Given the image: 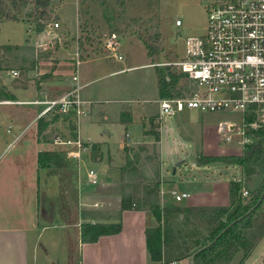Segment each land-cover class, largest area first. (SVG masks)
<instances>
[{"label":"rangeland","instance_id":"374dc122","mask_svg":"<svg viewBox=\"0 0 264 264\" xmlns=\"http://www.w3.org/2000/svg\"><path fill=\"white\" fill-rule=\"evenodd\" d=\"M5 4L7 12L15 16L16 21L0 19L2 21L0 25L1 42L10 41L13 37L19 41L27 36L28 28H30L34 36L44 39L45 43H41L40 38H38L37 42H40L39 44L42 46L36 48L34 53L29 52V54L25 55V53L9 52L8 50L4 54L7 56L1 55L2 61L3 59L5 60L3 62L4 68L18 72L17 77H11L8 80L10 84L14 86L24 85L25 81L31 78L29 76L34 74L32 75L34 76L32 80H35V85L36 83L39 84L41 80L45 81L43 85L38 86L46 89L48 92L47 99H57L70 90L72 76L76 71H79L84 80L88 77V73L92 72L94 66H98L93 61H101L107 64L106 67L102 68L98 66V73L94 71L89 80L98 79L84 89V92H87V90L92 91L91 95L94 98L96 97L97 99L98 97V101L92 106L91 104H88L87 107L83 105L82 111L71 110L67 114H59L57 110H53L49 111L48 114L41 115L42 110L46 107L45 104H42L41 111L38 114L39 117L45 115L48 124L41 135H38L37 132V138L38 141L47 145L46 151L43 152H53L55 154L50 159L51 165L55 166L52 167V170L57 171V189L55 190L57 194L55 197L57 198L54 197L56 206L53 205L54 201L52 200L50 213L52 217H55L54 221L56 223L54 222V225L56 226H52L45 233V236H48V234L52 236L49 244L51 248L50 260L55 261V264L60 263L59 258L61 257L63 261L60 264H71L63 262L67 261L65 257L68 250V236L72 239V248L76 249L77 246V237H79L77 235V230H79L77 229V219L82 217L84 224L87 221L92 223V220H86L87 218L99 219L100 224H109L111 226L119 224L122 208L119 211L117 202L113 205V201L115 199L116 201L121 200L122 203V197L129 192L134 194V208L149 210L151 215L149 225L156 226L157 219L152 209L149 207L144 208L141 205L140 199L146 190V186L151 185V187H154L160 184L161 203L163 184H168L166 180L171 178L170 173L172 172V176L177 178L181 173L188 172L190 168L185 163L177 166L175 162H169L168 164L165 162L170 168L167 171L168 178H164L163 181L161 176V166L163 164L162 147L161 143L157 142L152 136L150 139L153 142L138 143L133 145V148L125 147L121 153H116V157L110 158V167L118 168L120 171L116 179L109 181L108 178H102L100 175V183L91 184L89 174L86 175V173L88 169L96 168L89 162V158L92 159L91 152L87 153L85 151L86 148L88 150L90 144L79 138L77 127H79L81 122L82 133L87 135V133H92V125L90 123L94 119L109 120L104 123V129L108 133L113 134L114 137L112 139L114 140L109 146L112 151H115L120 148L118 142L125 135L121 128L115 127L121 106L125 104L128 106L132 104L131 100L140 99L139 103L156 109L149 111L148 115L143 114L142 116L146 118V121L148 119L149 122L150 119L155 120L157 128L154 130L160 133V141H162L161 129L164 124H168L169 119L161 121L159 118L160 106L159 102L155 100L158 97L156 67L150 66V64L153 61L167 62L181 58L184 55L185 38L189 35H199L206 32L207 5L209 1L50 0L45 9H36L32 2L22 4L20 0L17 1L16 6H13L10 2H5ZM177 20H181L183 25L178 27L176 25ZM55 21L59 23V28L53 32L49 29V25ZM39 24L43 26L42 29H39ZM54 34L57 36L56 38H53ZM113 34H116L121 40L123 61L110 57V54L105 49L104 42L106 38ZM141 36L160 49V53L154 58L148 56L147 48ZM49 40H52L50 44L48 43ZM77 56H80L81 59L79 66L76 65ZM148 63H150L149 67L143 66L132 70L127 68ZM117 70L123 71V73L112 74ZM173 72L177 73L178 71L175 70ZM178 85L187 86L188 83L182 77L178 81ZM81 92L82 90L79 96L82 100ZM103 107L105 109L104 112ZM3 108L6 109L3 112L9 111V114L6 118L0 120V138L6 126L10 124L9 117L14 119L19 112L21 116H25L24 120H26L28 119L27 116L38 107L34 105H10L9 107L3 106ZM181 115L184 117L186 127L182 128L176 125L175 128L183 136L187 135L185 130L191 134L192 138L184 136V141L189 148L187 150L190 153L193 148H196V142L199 143V148H203L210 154L224 152L228 156L235 157L247 155L252 150L251 147L260 141H263L264 146V136H257V139L253 138L252 132L243 126L244 116L240 112L231 109L217 113L187 110ZM174 119L175 117L171 118V121ZM227 124H233L235 132L244 131V135H234L231 141L220 138L219 127ZM18 125L16 123L12 129L10 128L11 132L7 135L5 134V137H3L4 141L11 142L14 140L15 135L19 133ZM31 132L32 128L21 136V140L17 142L15 148L23 140H32ZM248 136H251L252 142L244 143L243 138ZM77 143H81V146ZM14 149L10 153L14 152ZM98 154L99 151L95 150L94 159H97ZM128 157L132 160L131 164L127 163ZM202 157L203 155L200 158L198 157L197 161ZM253 160H255L254 157L247 160L243 165H235L241 167L245 174H249L251 170H254L255 173L264 175V155H261V161L258 163ZM189 161L190 159L187 160V162ZM2 163L4 164L5 160L0 158V169ZM8 165L11 166V171H15L13 162H9ZM46 167H50V165H46ZM259 185L258 182L256 184L254 182L250 184L243 182L242 186L246 187L245 189L249 191V194L245 195L244 190L241 189L239 199L244 204L250 203L253 198L252 194ZM80 193H87V196L84 195L85 198L88 197L86 202H83L84 205L81 203ZM109 195L112 196L110 197ZM102 201L105 204H102ZM106 202L109 204L107 205ZM41 212H44V210H41ZM205 212H197L195 218L201 227L207 230L210 228L208 221H211L215 211ZM167 222L166 218L165 225H167ZM252 226L250 230L246 231L251 240H255L257 243L252 253L246 259L243 258L244 255L241 253V257L238 258L239 255H237L230 262L224 256L223 262L218 260L220 263L216 264H264V201L253 218ZM168 228L164 229L165 235L168 237V242L165 240L167 247L165 251V254L167 253L166 259H178L181 255L189 252V256H191L196 249V239H192L193 243L188 244L189 248L185 251L182 245L183 237L179 235L177 238L176 235L170 233ZM188 234H191V232L188 231ZM191 237L193 236L191 235ZM52 239H54V242ZM17 245L19 247H16L14 253L19 251L22 253L25 249L21 242H17ZM1 246L0 238V251ZM188 259L191 264V257ZM73 262L74 264L79 262V257H77V254L74 255V253ZM147 263L156 264L151 258L148 259ZM177 264L186 263L179 262Z\"/></svg>","mask_w":264,"mask_h":264},{"label":"crops","instance_id":"0c3cea01","mask_svg":"<svg viewBox=\"0 0 264 264\" xmlns=\"http://www.w3.org/2000/svg\"><path fill=\"white\" fill-rule=\"evenodd\" d=\"M1 24L2 21H0V25ZM30 35L31 37H29ZM38 38L40 37H35L31 31L19 41L18 39H15V37L12 38L15 40L11 39L7 42L0 41V120L6 118L9 114V111L3 112L6 110L3 106L34 105L35 107H38L27 116L28 119L26 120H24L25 116H21V113L19 112L14 119L13 117H9L10 124L6 126V129L4 133L1 134L0 138V158L5 160V163H2L0 169V238L2 242L0 264H55V261L53 262L50 260L49 255L51 249L49 244L51 243L52 236L50 234L45 236V233L49 231L52 226H56L54 225L55 217H52V214L50 213L52 200L54 201L53 205L56 206L54 197L57 195L55 193V190L57 189V171L52 170V167L55 166L51 164L50 167H39L38 165V154L47 149V145L38 141L37 138V120L39 118L38 114L41 111L42 104L29 103L30 101L35 100H48V92L45 88H43V90L38 86L43 85L45 83L44 80H41L39 84H34L35 80H32V77H34L32 75L34 74L29 76L31 78L26 80L24 85L21 84L20 86H14L10 84L8 80L11 79L12 74L11 71L4 68L3 62H5V60L3 59L2 61L1 57V55L6 54L5 51L7 52L8 50L9 52L25 53V55L29 54V52L34 53L36 48L42 46H39V43H44V39L41 38V41L38 43ZM93 62L101 68L107 66V64L101 61L95 60ZM149 64L150 63L127 68L132 70L133 68L143 66L149 67ZM98 66H94L92 72H89L88 77L84 80L80 74V81L84 85L81 92V98L86 102L84 104L86 107L88 104H91L92 106L98 101V97L96 99V97L94 98L91 95L92 91L87 90V92H84V89L87 86L98 79L89 80L94 71L98 73ZM120 73H123V71L117 70L112 74ZM156 85L158 97L155 100L159 102L161 96L159 92L157 70ZM9 101H21L24 103L17 104ZM131 101L132 104L121 106L118 119L115 122V127H119L125 132L123 139L121 138V141L118 142L120 148L115 151H112L109 146L114 140L112 139L114 136L104 129V123H107L109 120L94 119L90 123L92 125V133H87V135L82 133L80 127L81 122L79 123L77 133H79V138H81V140L90 144L88 150L86 148L85 151L87 153L91 152L92 159L89 158V162L97 169H88L86 175L89 174L91 170H94L97 172L98 178L101 175L102 178H108L109 181H112L117 178L120 171L118 168L110 167L109 164L111 157H116V153H121L122 149L125 147L133 148V145L138 143L153 142L150 139L152 136L157 140L154 135V133H158V131L154 130L157 128L155 120L150 119L149 122L148 119L146 121V118L142 116L143 114L148 115L149 111H154L156 109H153L149 105L147 106L139 103L140 99H134ZM104 111L105 109L103 107V112ZM23 120L24 122H22ZM16 123L19 124V133L15 135L14 140L11 142L4 141L3 137H5V134L7 135L11 132L10 130ZM176 125H178V127L181 126L182 128L186 125L181 113L178 114L173 121L169 119L168 124H164L161 129L163 139L162 141H160L161 139L157 140V142L161 143L162 147L161 153L163 164L161 166V176L163 177V181L164 178H168L167 171L170 167H168L165 162H167V164L169 162H175V165L177 166L181 163H185L190 170L181 173L177 178L173 177L171 172V178L166 180L168 181V184H163L164 187L160 203L162 220L161 222L157 220L156 226L161 224L164 229L169 227L177 238L181 235L183 237L182 245L186 251L189 248L188 244L193 243L192 239H197V237H190L187 235V232L189 230L195 231L196 235L199 237V232L206 233V229L202 228L198 221H195L191 215L186 212L185 208L213 209L218 207H230L232 203L231 188L234 183L245 182V184H250L254 182V184H256L258 182V184H260L264 175L254 173L253 175L247 176L243 169L235 164L220 161L208 163L207 159L209 157H227L228 154L224 152L210 154L203 148H199L200 145L198 142H196V148H193V152L191 151L190 153L187 150L189 148L184 141V136L189 137L191 134L185 130L187 135L185 134L183 136V134L178 132L175 128ZM31 128L32 132L30 136L32 137V140H23L15 148L17 142L21 140V136L27 133ZM189 138L192 137L190 136ZM13 149L15 151L10 153ZM95 150L99 151V154L96 157L97 159H94L93 157ZM202 155L203 157L197 161L198 157L200 158ZM188 159H190L189 162H187ZM9 162H13L15 171L10 170L11 166L8 165ZM15 162H17L16 165ZM245 188L246 187H243L242 189L246 190ZM182 192L189 193L190 196L186 198L187 201L186 199L182 201L176 200V194ZM86 194H79L83 205V202H86V199L88 198L84 197ZM109 196L111 197L112 195ZM116 202L118 204L117 208H119L120 211L121 200L116 201L115 199L113 205L116 204ZM102 204H105V202L102 201ZM106 204L108 205L109 203L106 202ZM41 210H44V212H41ZM150 216L149 210L146 209H121L119 220L122 224L121 232L117 234L103 235L94 243L82 242L81 226L85 222L82 217L77 219V229H79L77 230V235H79V237H77V246L76 249H73L71 237L65 235L68 236V250L65 257L67 261L63 263L74 264V253V255L77 254V257H79V262H77V264H148L147 261L150 258V255L147 248L146 230L149 227H156L149 225L151 221ZM166 218L168 220V226L165 225ZM86 220H92L91 222L93 224L99 223V219L96 218H87ZM87 223H89V221H87ZM165 239L166 235H164V240ZM19 241L25 250H23L22 253L21 251L14 253L16 247H19L17 245V242ZM52 241L54 242V239H52ZM166 250L167 247L166 244H164V253ZM241 253L244 255L243 251H239L234 258H236L237 255H239L238 258L241 257ZM166 254H164V259L161 262H156V264H177L179 262L190 264L188 258L191 257L192 260L193 257L192 255L189 256V252L185 253V255H182L178 259L167 260ZM59 260L60 263L63 261L61 257ZM60 263L58 262L56 264Z\"/></svg>","mask_w":264,"mask_h":264},{"label":"built area","instance_id":"2783aa9c","mask_svg":"<svg viewBox=\"0 0 264 264\" xmlns=\"http://www.w3.org/2000/svg\"><path fill=\"white\" fill-rule=\"evenodd\" d=\"M25 1L32 2L35 7V0ZM208 1L206 32L185 38L184 55L181 58L167 62L153 61L150 64L156 68H169L168 81L172 78L170 73L177 70V74L188 83L187 86L178 85L180 96L160 98L159 118L161 121L168 120L187 110L217 113L231 109L243 114L245 128L250 131L263 129L264 0ZM176 25L180 27L183 23L177 20ZM58 28L59 23L56 21L49 25L53 32ZM31 31L28 28L27 32ZM56 37L54 34L53 38ZM104 45L110 57L123 61L122 43L116 34L108 36ZM80 64V56H77L76 65ZM11 74L14 78L18 76L15 70H11ZM83 87L79 71H76L72 76V86L65 95L29 103L45 104L41 115L53 110L59 114H67L71 110L82 111L84 101L80 99L79 93ZM247 116L251 117L249 122ZM233 127V124L221 125L220 138L231 141L234 135H244V131L235 132ZM252 137L255 138L254 134ZM243 140L244 143L252 142L251 136ZM77 144L81 146V143ZM89 181L94 185L100 183L94 170L89 173ZM244 194L248 195L249 191L244 190ZM189 196L187 192L177 193L176 200L182 201Z\"/></svg>","mask_w":264,"mask_h":264},{"label":"trees","instance_id":"16d2710c","mask_svg":"<svg viewBox=\"0 0 264 264\" xmlns=\"http://www.w3.org/2000/svg\"><path fill=\"white\" fill-rule=\"evenodd\" d=\"M18 0H0V19L4 20H14L16 21L15 16L9 14L6 9L5 2H10L13 6L17 5ZM50 0H35V8L36 9H45ZM22 4H25V0H20ZM44 13V12H42ZM39 29H42V25L39 24ZM146 48L147 53L150 58H154L156 55L160 53V49L153 44H150L147 40H145L142 36ZM158 75V84H159V92L161 98L163 97H174L180 96L181 93L178 87V81L181 79V75L177 73H170L171 80H167V75L170 72L169 68H156ZM45 116V115H44ZM41 116L37 120V129L38 135L44 131L46 125L48 124V120L46 116ZM247 122L251 120L250 116L246 117ZM254 134L255 138L257 136H264V128L260 130H251ZM157 140H160L159 133H154ZM252 150L244 156H228V157H209L207 159L208 163L220 161L230 164H240L243 165L245 162L251 158H255L253 160L255 163L261 161V155H264V146L263 141L258 142L254 146L251 147ZM55 156V154L49 152H40L38 154V165L40 167H46V165L51 164L50 157ZM44 157V159H43ZM127 163L131 164L132 160L130 157L127 159ZM254 170L250 171L247 175H253ZM243 188L242 183H234L231 188L232 193V203L230 207H218L213 209L208 208H185L186 212L191 215V217L197 221L195 218V214L197 212L200 213H208L209 211H215L213 214V218L211 221H208L210 224V228H208L206 233L199 232V237L196 235L195 231L189 230L192 236H196V249L194 250L192 256H195V264H216L220 263L218 260L223 262V260L227 257V261L230 262L232 258L236 255L237 252L243 251L244 259H246L252 251L255 249L257 243L254 240H251L249 234L246 232L250 230L253 226V218L256 212L260 209L262 203L256 207V209L249 215H247L242 220L230 225L234 220H237L241 216H243L248 210L252 207L256 206L260 197L264 192V178L260 185L253 192L252 201L248 204H244L241 199H239L240 191ZM145 192L140 199L141 205L144 208H151L156 219L161 222L162 220V211L160 206V184L151 187V185L146 186ZM264 201V200H263ZM134 194L129 192L122 197L121 208L122 210H138L134 208ZM205 217V216H204ZM208 217V216H207ZM209 218V217H208ZM170 233H173L170 228H168ZM122 224L119 223L115 226H111L109 224H100V223H86L81 226V240L83 243H94L97 242L98 239L103 235L109 234H117L121 232ZM191 234H188L191 237ZM165 230L163 226L160 224L156 227H149L146 230V240H147V248L149 251V255L152 261L161 262L164 259V244H166L165 240L168 242V237L164 240ZM182 256V255H181ZM225 256V258H224ZM224 258V259H223ZM226 261V262H227ZM191 264H193L191 260Z\"/></svg>","mask_w":264,"mask_h":264},{"label":"water","instance_id":"95a60500","mask_svg":"<svg viewBox=\"0 0 264 264\" xmlns=\"http://www.w3.org/2000/svg\"><path fill=\"white\" fill-rule=\"evenodd\" d=\"M263 200H264V192H263L262 196L260 197V199H259L258 203L256 204V206L252 207L250 210H248L243 216H241L237 220H234L230 225H233L234 223H236V222L242 220L243 218H245L247 215L251 214L256 209V207L259 206L263 202ZM194 261H195V256L192 257L193 264H195Z\"/></svg>","mask_w":264,"mask_h":264}]
</instances>
